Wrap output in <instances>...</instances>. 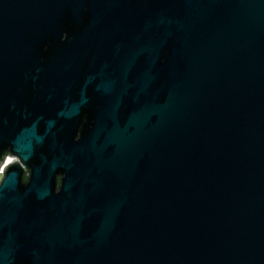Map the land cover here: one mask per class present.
Wrapping results in <instances>:
<instances>
[{"label":"water","instance_id":"water-1","mask_svg":"<svg viewBox=\"0 0 264 264\" xmlns=\"http://www.w3.org/2000/svg\"><path fill=\"white\" fill-rule=\"evenodd\" d=\"M5 148L0 264H264V0H0Z\"/></svg>","mask_w":264,"mask_h":264},{"label":"flooded vegetation","instance_id":"flooded-vegetation-1","mask_svg":"<svg viewBox=\"0 0 264 264\" xmlns=\"http://www.w3.org/2000/svg\"><path fill=\"white\" fill-rule=\"evenodd\" d=\"M87 115H82V123L87 122ZM83 126L80 125L78 129L76 130V138L81 136V131H82ZM18 164L21 166L22 169V183H26L29 176H30V169L28 166L23 165L17 156L11 152L10 148H5L2 153L0 154V183L4 177L5 172L11 167L13 164Z\"/></svg>","mask_w":264,"mask_h":264}]
</instances>
